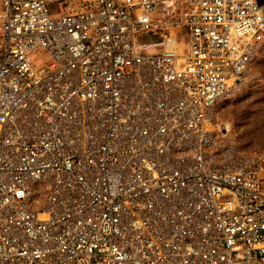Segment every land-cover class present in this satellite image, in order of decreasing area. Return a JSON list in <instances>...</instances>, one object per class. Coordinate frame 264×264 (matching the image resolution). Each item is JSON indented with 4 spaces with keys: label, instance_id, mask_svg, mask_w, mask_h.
I'll use <instances>...</instances> for the list:
<instances>
[{
    "label": "built area",
    "instance_id": "2783aa9c",
    "mask_svg": "<svg viewBox=\"0 0 264 264\" xmlns=\"http://www.w3.org/2000/svg\"><path fill=\"white\" fill-rule=\"evenodd\" d=\"M263 43L258 0H0V264H264L213 120Z\"/></svg>",
    "mask_w": 264,
    "mask_h": 264
},
{
    "label": "rangeland",
    "instance_id": "374dc122",
    "mask_svg": "<svg viewBox=\"0 0 264 264\" xmlns=\"http://www.w3.org/2000/svg\"><path fill=\"white\" fill-rule=\"evenodd\" d=\"M150 41V36L140 35V44ZM250 73L245 85L216 106L213 120L228 125L244 151L260 154L264 153V43L252 62Z\"/></svg>",
    "mask_w": 264,
    "mask_h": 264
}]
</instances>
